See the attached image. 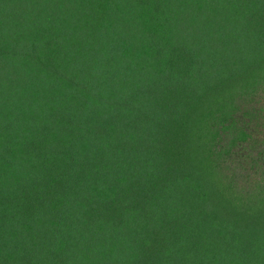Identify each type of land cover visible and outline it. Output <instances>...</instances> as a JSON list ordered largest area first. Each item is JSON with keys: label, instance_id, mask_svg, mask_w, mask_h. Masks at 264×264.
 I'll return each mask as SVG.
<instances>
[{"label": "trees", "instance_id": "16d2710c", "mask_svg": "<svg viewBox=\"0 0 264 264\" xmlns=\"http://www.w3.org/2000/svg\"><path fill=\"white\" fill-rule=\"evenodd\" d=\"M0 264H264V0H0Z\"/></svg>", "mask_w": 264, "mask_h": 264}]
</instances>
